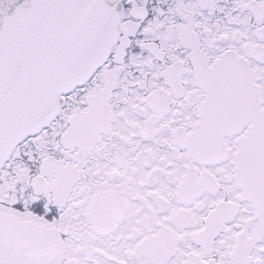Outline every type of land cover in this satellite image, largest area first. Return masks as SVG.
Instances as JSON below:
<instances>
[{"label": "snow or ice", "instance_id": "snow-or-ice-1", "mask_svg": "<svg viewBox=\"0 0 264 264\" xmlns=\"http://www.w3.org/2000/svg\"><path fill=\"white\" fill-rule=\"evenodd\" d=\"M0 264H264V0H0Z\"/></svg>", "mask_w": 264, "mask_h": 264}]
</instances>
